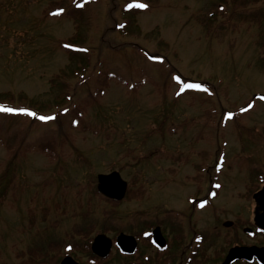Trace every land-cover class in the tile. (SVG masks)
I'll list each match as a JSON object with an SVG mask.
<instances>
[{
	"label": "rangeland",
	"instance_id": "obj_1",
	"mask_svg": "<svg viewBox=\"0 0 264 264\" xmlns=\"http://www.w3.org/2000/svg\"><path fill=\"white\" fill-rule=\"evenodd\" d=\"M88 2L91 58L75 77L62 42L77 25L50 11ZM2 93L48 106L49 119L0 111V264L86 261L98 235L170 215L202 230L217 207L238 220L264 185V0H0ZM113 171L129 185L118 206L97 194Z\"/></svg>",
	"mask_w": 264,
	"mask_h": 264
},
{
	"label": "flooded vegetation",
	"instance_id": "obj_2",
	"mask_svg": "<svg viewBox=\"0 0 264 264\" xmlns=\"http://www.w3.org/2000/svg\"><path fill=\"white\" fill-rule=\"evenodd\" d=\"M258 95L260 96L258 97ZM261 96L264 97V94H255L254 99L264 103V98ZM221 165H217L218 168L222 169L223 165L222 167ZM221 174L222 172L216 176L217 178L213 182L215 192L209 195L212 198L211 206L219 198L221 189L219 176ZM261 180L264 183V180ZM262 189H264V185L257 193ZM255 194L252 195L251 201H248L249 205L245 206L248 215L241 213V218L239 217L238 220L226 219L222 221L224 215L218 214L225 211L217 207L215 209L216 218L213 220L208 217V220L205 221L208 226L202 230L195 226L185 227L183 219H186L190 224L193 221V215H170V221L161 219V223H153L154 225L142 223L136 228V234L120 232L115 238L108 237L112 247L109 255L105 258L97 256L93 252V241L89 252L90 257L86 261L81 258L65 256L53 264H111L115 252L120 260L113 259L119 264V261L121 264H264V210L256 215ZM209 197H206L203 203L206 207H200V209L204 210L209 207L207 204ZM196 201H198L197 198H193L190 203L193 204ZM225 216L228 217V215ZM177 218L180 220L176 221ZM165 224L169 226L170 230L166 228ZM216 224L218 228L215 227ZM208 228H210L209 231ZM156 231L158 236L161 233L165 243L162 239L161 243L159 242V239L156 238ZM121 235H124L125 238L119 244L118 239ZM127 237L134 239L136 243L134 247V241L126 239ZM233 251L235 255L231 256ZM67 257H71L72 260L65 261ZM31 264L35 263L32 261ZM45 264H52V262L46 261Z\"/></svg>",
	"mask_w": 264,
	"mask_h": 264
},
{
	"label": "trees",
	"instance_id": "obj_3",
	"mask_svg": "<svg viewBox=\"0 0 264 264\" xmlns=\"http://www.w3.org/2000/svg\"><path fill=\"white\" fill-rule=\"evenodd\" d=\"M90 2L87 3L86 6H75L73 10L71 11H66L64 8L60 7L58 4H56L55 8H53L50 11V14L53 18H61L67 16L68 19H72L76 26V32L73 36L70 38L66 39L63 44V48L66 51V53L70 56L73 62L76 61V66L74 68V76L75 77H83V75L87 72V68L89 66L90 62V55L89 51L86 48H83L82 44L85 42V39L83 38L82 35V25L81 22L83 21L84 18V13L87 11V6H89ZM130 10H133L135 13H140L142 9L133 7L132 9H125V15L130 12ZM134 13V14H135ZM75 60V61H74ZM111 79V77H106V82H108ZM108 84V83H107ZM105 90L104 88H100L98 90V96L99 94L104 95ZM70 100V97L68 94H62L56 99V103H59V106L68 102ZM19 108H17V107ZM0 108L2 109H17L21 112L23 111H29L35 113L34 117L39 119L42 117L40 114L44 109L49 108L46 105H41V103H36L33 100H28L27 97H22L19 95V97H16L15 95H11L9 93H2L0 94ZM83 117L82 111H80L79 116L77 121L74 123V126L77 127L81 124V118ZM26 151H33V150H40L42 151L46 156L52 159L53 157V150H50L49 148H40L39 147H30L27 146L25 148ZM10 151L16 152V148L10 149ZM15 154V153H14ZM16 155V154H15ZM97 194L101 196L98 191ZM104 198V197H102ZM107 202H110L114 206H118L120 202L108 200L104 198ZM55 252L54 250H52ZM72 251V249H67L65 250V255L69 254ZM33 255V254H32ZM34 258L40 259L38 255L34 254Z\"/></svg>",
	"mask_w": 264,
	"mask_h": 264
},
{
	"label": "water",
	"instance_id": "obj_4",
	"mask_svg": "<svg viewBox=\"0 0 264 264\" xmlns=\"http://www.w3.org/2000/svg\"><path fill=\"white\" fill-rule=\"evenodd\" d=\"M264 98L263 96H261ZM98 185H97V191L99 194H101L103 197L114 200L117 202H121L126 198L127 192H128V182L125 181L118 171H113L109 174H100L98 175ZM254 199L256 201L257 207H256V215H259V213L264 210V189L259 191L254 195ZM159 233V231H158ZM157 235V231L155 232ZM125 238L124 235H121L118 239V243L121 244L122 239ZM157 239H159V242L161 243V239L164 242V239L161 236V233H159V236H156ZM126 239L134 241L133 238L127 237ZM162 242V243H163ZM165 243V242H164ZM135 241L133 242V247L135 245ZM111 240L105 236V235H98L92 246L93 252L102 258H105L109 255L111 251ZM131 252V251H130ZM235 252L233 251L231 253L232 255ZM72 260L71 257L65 258V261Z\"/></svg>",
	"mask_w": 264,
	"mask_h": 264
},
{
	"label": "snow or ice",
	"instance_id": "obj_5",
	"mask_svg": "<svg viewBox=\"0 0 264 264\" xmlns=\"http://www.w3.org/2000/svg\"><path fill=\"white\" fill-rule=\"evenodd\" d=\"M138 6L141 7V8H146L147 7V5H144V4H140ZM189 87L199 88L200 86L199 85H189ZM0 111L13 112L14 110L13 109H2V108H0ZM27 114H29V115H35V113H27ZM40 119L41 120H47L49 118H47V117H40Z\"/></svg>",
	"mask_w": 264,
	"mask_h": 264
}]
</instances>
